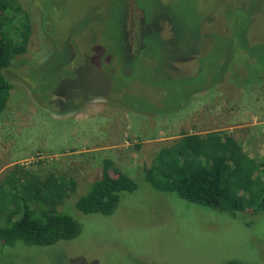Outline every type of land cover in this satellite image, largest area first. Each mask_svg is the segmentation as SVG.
<instances>
[{"label":"rangeland","instance_id":"374dc122","mask_svg":"<svg viewBox=\"0 0 264 264\" xmlns=\"http://www.w3.org/2000/svg\"><path fill=\"white\" fill-rule=\"evenodd\" d=\"M16 2L30 33L3 72L0 180L19 167L72 179L59 210L81 230L50 247L0 245V264H264V212L202 208L142 175L183 135L225 132L263 156L264 0ZM105 160L137 189L109 216L84 215L75 201Z\"/></svg>","mask_w":264,"mask_h":264},{"label":"trees","instance_id":"16d2710c","mask_svg":"<svg viewBox=\"0 0 264 264\" xmlns=\"http://www.w3.org/2000/svg\"><path fill=\"white\" fill-rule=\"evenodd\" d=\"M29 33L25 13L16 0H0V114L6 110L13 90L3 72L25 53ZM142 175L153 190L174 194L202 208L230 216L264 212V154L259 159L249 157L225 132L181 136L162 150L151 166L144 167ZM74 189L72 179L54 173L39 176L21 167L13 169L0 180L1 247L17 243L50 247L77 238L80 225L59 210ZM136 189L130 177L105 160L100 177L74 206L84 215L109 216L121 195Z\"/></svg>","mask_w":264,"mask_h":264}]
</instances>
